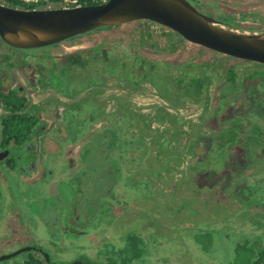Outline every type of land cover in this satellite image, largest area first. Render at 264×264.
Segmentation results:
<instances>
[{
  "label": "rangeland",
  "instance_id": "1",
  "mask_svg": "<svg viewBox=\"0 0 264 264\" xmlns=\"http://www.w3.org/2000/svg\"><path fill=\"white\" fill-rule=\"evenodd\" d=\"M187 1L227 29L244 34L264 33V0ZM39 2H45L39 9L56 8L49 0L29 4ZM143 27L147 34H143ZM102 45L109 52L107 58L99 54L86 70L67 72L68 81L61 84L62 92L46 85L47 80L43 79L48 77V70L58 57L99 49ZM26 52L30 53L11 49L0 40V88L20 89L27 103L41 110L47 121V130L41 136H51L49 139L53 138L60 149L52 151L55 147L49 142L45 147L36 144L32 158L36 160L34 171H30L31 164L26 171L19 172L0 161V256L32 245L44 248L56 263L62 264L76 260L89 264L81 259L84 255L94 264H111L112 260L122 264L123 259L130 264H228L233 260L228 242L215 238L209 254H205L195 243L196 231L226 224L225 229L236 233L264 235V145L250 141L247 164L218 179L212 195L207 188L204 192L198 189L196 178L206 174L207 184L222 164H230V154L228 150L219 151L214 142L212 156L199 163L191 150L196 141L212 139L221 130L229 129V119L235 117L236 108L241 112L240 137L252 136L254 125L264 127L262 100L252 101L251 109H243L246 105L242 104L251 90L250 83L246 89L243 82L258 64L189 44L170 30L147 21L94 31L66 44ZM137 58L169 64L170 67L157 70L170 82L178 79L180 72L185 78L202 79L206 85L203 96L193 100L181 96V102H174L159 96L157 89L143 79L130 80L128 74L136 70ZM225 70L237 73L235 86L225 80ZM89 72L97 73L98 83L86 85L85 90L77 93L82 83H89ZM75 74L80 75L75 77ZM50 82L56 80L51 76ZM92 110L98 112L97 120L73 140L61 141L58 134H53L58 125L65 128L69 118L88 115ZM4 114L0 104V118ZM166 114L173 116L174 123L165 120ZM125 117L129 122L122 121ZM114 125L123 126L121 135L125 140L139 139L140 144L132 142L126 154L116 151L112 155L108 151L120 161L122 176L112 189L113 195L105 196L115 177L112 178L111 165L105 162L104 147L82 156L83 161L80 151L84 144ZM2 138L0 128V145ZM18 150L24 148L13 146L10 157H15ZM78 172L83 177L86 197L75 210L79 220L72 221L69 201L75 192L68 186L61 190V184H68V179ZM237 180L257 186L252 209L243 208L231 197ZM125 182L133 185L130 190ZM91 207L93 210L95 207L94 216L87 213ZM99 207L106 208L104 215ZM68 215L76 233L70 238L63 231ZM28 219H33L32 225ZM127 236L132 239L130 250L143 248L139 241L144 242V258L135 259L131 256L134 251H122ZM32 261L43 263L40 255L27 252L2 264Z\"/></svg>",
  "mask_w": 264,
  "mask_h": 264
},
{
  "label": "trees",
  "instance_id": "2",
  "mask_svg": "<svg viewBox=\"0 0 264 264\" xmlns=\"http://www.w3.org/2000/svg\"><path fill=\"white\" fill-rule=\"evenodd\" d=\"M51 3H57L61 0H49ZM76 1V6H94L103 3L107 0H73ZM1 4H4L9 7L14 8H20V9H39L40 5L45 4V2H39V4H28L23 2L22 0H0ZM120 27V26H119ZM119 27H113V29L119 28ZM112 28H101L95 31H103V30H111ZM94 32V31H93ZM143 34L146 33V27H143L142 30ZM92 33V32H90ZM89 33V34H90ZM87 35V34H84ZM84 35L76 36L74 38H71L67 41H64L61 44L69 43L75 39H78L80 37H83ZM60 45V44H59ZM58 45L52 46L56 47ZM49 47V48H52ZM46 49V48H45ZM38 50H27L36 52ZM25 53L26 50H23ZM101 54L103 55V58H107L109 55V52L106 48L102 45V47L93 48L91 50L86 51H77L72 52L69 54H65L62 57H58L56 59V63L54 62L53 66L48 70L49 74L47 78H44V82L46 81V85H48L49 88L56 87L59 92L63 91V88H61V84H65L68 81L67 72L75 70H86L90 63V61H95L96 57ZM46 57V56H44ZM38 65V63H37ZM154 64L149 63L145 61L144 59L137 58L136 60V70H134L133 73H129L128 77L131 80L133 78H141L143 81H146L147 83H150L153 85L155 89H157L159 96L162 98H165L167 100L171 101H178L181 102V96H188L191 100L194 98L199 99L201 96H203L206 85L202 79H199L198 77L195 78H185L184 73L182 74L180 72V77L176 80H173L170 82L165 74H159V70H157L159 67L160 69H165V67H170L169 64ZM24 67H27L26 64H23ZM109 66V64H107ZM190 66V65H186ZM42 67V66H41ZM39 67L40 69L44 70V68ZM256 70L252 71L251 75H248L245 81L243 82L244 88H248L250 86V94L249 97H247V101L243 99L242 104L246 105V108L243 109H251L253 107L252 101L261 99L262 100V106H264V65H255ZM104 70V69H103ZM110 71L112 73V70H105ZM161 71V70H160ZM51 74V75H50ZM89 83H82L80 87L78 88V92L85 90L87 87L86 85H94L98 83L97 73H91L89 72ZM77 75V74H75ZM80 75V74H79ZM79 75L75 76L78 77ZM54 78L56 80L55 83L50 82V77ZM225 76L226 81L230 83L231 85L236 84V78L238 77L237 73L233 70H225ZM66 78V79H65ZM171 78V77H170ZM88 82V81H87ZM170 82V83H169ZM41 83H43L41 81ZM250 83L249 86L247 84ZM246 88V89H247ZM65 89V88H64ZM243 98V96H241ZM0 104L2 106L3 111L5 112L4 116L0 118V128H1V136L2 142L0 145V148L2 150H6L8 152L7 156L4 157L1 162L4 164H7L8 168H11L16 171L19 170V172L26 171L28 166L33 163V168L30 165V171L35 168V161L33 158V152H35V146L36 144H41L43 147L49 145V143L53 144L52 146L58 150L60 149L58 145H56L51 138V136H41L46 130H47V121L44 120L41 110L37 106L30 105L27 103L26 99L23 97V93L20 89H12L10 87L0 88ZM241 104V103H240ZM224 105V104H223ZM225 106V105H224ZM227 107V106H226ZM243 107V106H242ZM235 117L229 119L231 121V127L227 130H221L219 136H212V139L205 138L201 142H195L192 145L191 150L193 151V155H197L199 159V163L203 162L204 159L210 158L214 152V149L212 148V144L215 142L217 149L219 151H222L223 153L228 150L229 152V162L225 164H222L221 169L218 170L215 174H213V177L209 179L208 183H204V181H207L206 174L202 173L199 178H196V183L198 186V189L201 192H204V190L207 188L210 191V195H212L214 192L212 190L216 189V183L217 180L225 175H229L231 173L236 172L237 170L244 167L247 162L249 161V158L247 157L246 150L248 149L249 142L250 141H256V143H260L261 145H264V127L261 128L258 125H254L251 133L252 136L250 137H240L239 133L242 132V127L239 126V114L241 113L238 108L234 109ZM98 112L96 113L95 110H92L89 112L88 115H81L78 117H71L67 120L65 128L58 125V127L53 130V134H58L59 138H61V141H68L69 139H74L76 136L81 133H84L86 131L87 127L91 124L95 123V121L98 118ZM166 119L169 124L173 122L171 114H166ZM161 119V118H160ZM264 122V116L262 117ZM122 121H128V118L125 117ZM131 121V120H130ZM176 123L178 124L180 122L179 118H177ZM229 122V121H228ZM123 124L125 122H122ZM174 123V122H173ZM123 126H113L111 129H107L106 131H103L102 133L98 134L97 137L87 143L84 144L82 147V151H80V156L82 160V156L93 154L95 151H98L97 148L104 147L105 153L109 158H106L105 156V162H107L109 165H111V171H112V178L115 177V181L110 187L109 190L106 191L107 195L105 196H111L113 195L112 189L116 183V181L121 180V168H120V161L118 159L113 158V154L116 151H121L124 154L129 152V147L132 145V138L124 139L121 135V130ZM180 125L178 124V128ZM116 129V130H115ZM259 135V136H256ZM40 136V138H39ZM51 140V141H50ZM49 142V143H48ZM138 143L139 139L134 141L133 143ZM48 143V144H47ZM199 143H202V146H200ZM17 149L24 148V150H18V154L15 155V157H10V149L12 147ZM27 147H29L27 149ZM27 149V150H26ZM111 150L113 153L112 155L108 151ZM190 153H192L190 151ZM82 154V155H81ZM21 155V156H20ZM20 156V157H19ZM225 159V156H224ZM101 160L104 162L103 157ZM83 161V160H82ZM70 162H72L70 160ZM104 162V163H105ZM20 165L18 169V164ZM224 163V162H223ZM23 168L24 170H21ZM82 174H76L75 176H72L70 179H68L69 183L61 184V190L64 189L65 186H68L70 189H72V193L75 192V195L71 197V200L69 201V210L72 216V221L74 219L76 221L79 220L80 216H76L77 212L75 211L78 208V205L85 201L86 192H84V189L82 188L83 184V177H81ZM71 183V184H70ZM125 182L124 184H126ZM133 183V182H132ZM30 184V183H28ZM33 186H35V183H32ZM30 184V185H32ZM70 184V185H69ZM134 184V183H133ZM127 185V189L130 190L133 185ZM125 185V188H126ZM192 185H195V183L192 182ZM60 186V185H59ZM257 186L240 182L239 180L236 181L233 192L231 194V197L234 198L237 203H240L243 208L249 206V209L251 208V205L255 199L257 194ZM83 190V191H82ZM58 194L60 195L59 187H58ZM40 196V195H39ZM53 199L55 198L52 197ZM70 199V198H69ZM68 199V200H69ZM65 202V201H64ZM98 203V202H97ZM96 203V204H97ZM93 207L89 208L91 211H88V214H93L95 211L92 209ZM99 212H101L103 215L106 212L105 207H99ZM93 210V211H92ZM69 212V211H67ZM256 215L258 213L254 212ZM254 214V216H255ZM68 215L67 218V227L64 228V233L67 237H71L72 235H75V230L71 226L70 217ZM94 216V214H93ZM93 216L90 218L92 219ZM256 217V216H255ZM27 218V217H25ZM98 218V221L102 220L101 217ZM95 218V219H96ZM30 225H32L33 219L27 220ZM47 222V221H46ZM46 222H44L46 224ZM228 223V222H227ZM82 227V226H80ZM225 226L220 227H208L207 230L203 231H196V234L194 236L195 243L199 249V251L204 252L205 254H209L210 248L213 247V244L215 242V238H220L223 241L228 242V246L232 248V256L233 260L229 262L228 264H264V235L262 236H253V235H247L242 233H236L230 229H225ZM80 231L81 229L78 228ZM79 235H82V231L78 232ZM77 236V235H76ZM126 244L122 248V251H125L129 253V251L133 252L134 254H131V256L135 257V259L140 257L146 256V249L144 248V242L139 241V239L135 242L137 243L139 241L140 245L143 247L141 249H131L130 245L131 243L129 241H132V239L127 236V239H125ZM136 248L137 245L135 244ZM124 258V256H122ZM81 259H85L89 264H94V262H91L92 259L86 257L85 255L82 256ZM133 260V259H132ZM9 261V260H8ZM5 262V261H4ZM43 262V261H42ZM116 260H112L111 264H117ZM122 264H130L127 262V259H123L121 262ZM142 263H145L142 261ZM2 264V262L0 263ZM21 264H46L45 262L39 263V262H25ZM104 264V263H103ZM110 264V263H109ZM223 264H226L223 262Z\"/></svg>",
  "mask_w": 264,
  "mask_h": 264
},
{
  "label": "water",
  "instance_id": "3",
  "mask_svg": "<svg viewBox=\"0 0 264 264\" xmlns=\"http://www.w3.org/2000/svg\"><path fill=\"white\" fill-rule=\"evenodd\" d=\"M140 21L168 29L183 41L216 54L264 65V33L227 29L187 0H107L94 6L49 9H20L0 3V40L11 49L38 50L101 28ZM7 154H0V160ZM27 252H37L46 264H55L39 246L2 255L0 263ZM69 264L83 263L76 260Z\"/></svg>",
  "mask_w": 264,
  "mask_h": 264
},
{
  "label": "built area",
  "instance_id": "4",
  "mask_svg": "<svg viewBox=\"0 0 264 264\" xmlns=\"http://www.w3.org/2000/svg\"><path fill=\"white\" fill-rule=\"evenodd\" d=\"M25 3L29 2H38V0H22ZM56 8H70V7H75L76 6V1L73 0H61L57 3H52Z\"/></svg>",
  "mask_w": 264,
  "mask_h": 264
},
{
  "label": "flooded vegetation",
  "instance_id": "5",
  "mask_svg": "<svg viewBox=\"0 0 264 264\" xmlns=\"http://www.w3.org/2000/svg\"><path fill=\"white\" fill-rule=\"evenodd\" d=\"M2 150V149H1ZM6 150L4 149V150H2V153L3 152H5ZM31 167L33 168V163L31 164ZM32 246V245H31ZM31 246H29V247H31ZM42 248V247H41ZM42 249H44V248H42ZM33 253H35V254H38L37 252H33ZM38 255H40V254H38ZM49 255H50V259H51V261L53 262V263H55V264H62V263H56L53 259L54 258H52V255H51V253H49ZM41 256V255H40ZM41 259H42V261L44 262V259L42 258V256H41ZM60 261V260H59ZM62 262V261H61ZM72 262H74V261H71V262H64V264H69V263H72ZM82 263L83 264H85V262L84 261H82Z\"/></svg>",
  "mask_w": 264,
  "mask_h": 264
}]
</instances>
